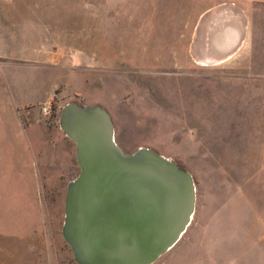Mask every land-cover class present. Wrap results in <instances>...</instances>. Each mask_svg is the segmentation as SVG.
<instances>
[{"label":"rangeland","instance_id":"rangeland-1","mask_svg":"<svg viewBox=\"0 0 264 264\" xmlns=\"http://www.w3.org/2000/svg\"><path fill=\"white\" fill-rule=\"evenodd\" d=\"M243 18L242 0H0V264H76L61 235L79 172L68 103L106 109L124 152L192 175L190 224L154 264H264V41L250 29L242 49ZM228 24L240 44L222 54Z\"/></svg>","mask_w":264,"mask_h":264},{"label":"water","instance_id":"water-1","mask_svg":"<svg viewBox=\"0 0 264 264\" xmlns=\"http://www.w3.org/2000/svg\"><path fill=\"white\" fill-rule=\"evenodd\" d=\"M58 126L73 142L79 168L66 185L61 227L74 262L154 264L190 224L192 175L152 149L124 152L101 106L68 103Z\"/></svg>","mask_w":264,"mask_h":264},{"label":"crops","instance_id":"crops-1","mask_svg":"<svg viewBox=\"0 0 264 264\" xmlns=\"http://www.w3.org/2000/svg\"><path fill=\"white\" fill-rule=\"evenodd\" d=\"M250 15L255 16V21L249 19ZM242 16L244 17L242 20V49L246 47L247 41H250V35H248V31L252 29V31L256 32V37L262 41H264V0H242ZM239 29L232 24H228L223 28L222 31L218 32L212 40V46L222 54L226 52H231L233 48L240 44V33ZM220 40H223L225 43L221 48ZM256 174L259 176L261 173ZM258 217L256 213L254 214L253 226H250L249 229L247 227L244 230V234L247 237H258ZM264 219V218H263ZM243 226V222H242ZM253 230V231H252ZM243 232V229H242ZM262 238H260L257 243L262 242ZM259 248L255 246L253 248L247 249V253H249V261L250 262H259L258 257L255 256V252L258 253ZM256 259V260H255ZM205 264V263H204ZM207 264V263H206Z\"/></svg>","mask_w":264,"mask_h":264},{"label":"built area","instance_id":"built-area-1","mask_svg":"<svg viewBox=\"0 0 264 264\" xmlns=\"http://www.w3.org/2000/svg\"><path fill=\"white\" fill-rule=\"evenodd\" d=\"M44 112H47V108H44Z\"/></svg>","mask_w":264,"mask_h":264}]
</instances>
